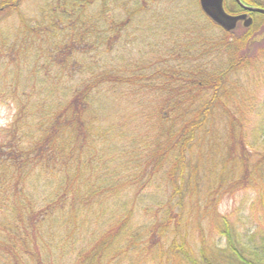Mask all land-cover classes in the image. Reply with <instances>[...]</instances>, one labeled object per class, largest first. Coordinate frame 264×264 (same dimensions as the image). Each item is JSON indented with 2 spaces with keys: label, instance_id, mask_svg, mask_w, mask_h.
<instances>
[{
  "label": "trees",
  "instance_id": "trees-1",
  "mask_svg": "<svg viewBox=\"0 0 264 264\" xmlns=\"http://www.w3.org/2000/svg\"><path fill=\"white\" fill-rule=\"evenodd\" d=\"M24 1L0 0V101L16 108L0 141V264H44L46 237L56 249L97 226L74 264H264V151L242 141L226 85L246 31L175 7L148 17L156 0H43L30 16ZM247 189L262 210L251 233L218 211Z\"/></svg>",
  "mask_w": 264,
  "mask_h": 264
},
{
  "label": "rangeland",
  "instance_id": "rangeland-1",
  "mask_svg": "<svg viewBox=\"0 0 264 264\" xmlns=\"http://www.w3.org/2000/svg\"><path fill=\"white\" fill-rule=\"evenodd\" d=\"M43 0H25L22 3V7L26 11L27 15H33L36 10L37 3ZM47 0H44V2ZM150 4L152 1L149 0ZM228 6L232 5L231 0H225ZM43 2V3H44ZM175 7L179 11H182L184 17L195 15L196 19L199 18L201 21V10L199 7L198 0H156L151 11L147 12L146 15H153L154 13H160V9L168 10L169 15L177 16L178 14L172 13V8ZM167 15V14H166ZM167 15L168 17H170ZM252 35L254 36L251 41L247 44V56L245 57L246 62H241L235 67V72L229 75L226 78V85L230 91L231 101L229 106L233 109L236 118L243 120V135L242 141H246L253 145L250 147L252 151H264V17L258 15L254 20ZM240 30L244 29L241 27V24H238L237 31L235 35H242ZM211 34L217 35V29L212 30ZM240 33V34H239ZM146 36H151L146 34ZM147 43H131L128 47V50L124 51L125 53L129 50L133 52L147 50H153V47H148L149 42ZM148 45V46H147ZM163 48L158 47L154 48V51H161ZM131 56V55H130ZM221 62V61H220ZM247 66H246V65ZM230 63L228 67H230ZM232 101H237V106ZM16 111L15 104L10 100L0 101V141H2L5 129L7 125L13 119L14 113ZM241 139V138H240ZM245 142V141H244ZM250 145V146H251ZM256 157V155H255ZM253 159V158H252ZM264 159V158H263ZM149 191V190H148ZM257 192L254 189L247 190H238L231 195L225 196L218 205V211L221 214L228 215L230 220L234 224L238 223L243 229H247L248 233H251L253 229L262 224L261 221V208L255 204ZM254 203V205H253ZM96 233L89 235L87 237L77 236L75 239L65 238L59 243V247L54 249L48 247V243L55 244L46 237L45 241L47 242L45 252L49 254L48 250H53L51 258L45 257L44 264H74L75 254L82 245L89 241H97L99 238L100 226L95 227ZM206 233H209L208 229L205 230ZM81 232H84L81 230ZM191 234V232L189 233ZM198 238L200 232L192 233V243H195L196 236ZM211 240H214L216 245L222 246L224 244V238L217 232L209 233ZM223 247V246H222ZM122 264H142L139 261L130 263L127 259L121 261ZM76 264V262H75Z\"/></svg>",
  "mask_w": 264,
  "mask_h": 264
},
{
  "label": "water",
  "instance_id": "water-1",
  "mask_svg": "<svg viewBox=\"0 0 264 264\" xmlns=\"http://www.w3.org/2000/svg\"><path fill=\"white\" fill-rule=\"evenodd\" d=\"M222 1L223 0H199V5L203 13L216 24L225 30H231L235 27L238 19L242 18L243 15H230L226 13L223 9ZM243 7L251 11L264 13L263 8L249 7L245 5H243ZM248 22L249 21L245 22V25H247Z\"/></svg>",
  "mask_w": 264,
  "mask_h": 264
},
{
  "label": "flooded vegetation",
  "instance_id": "flooded-vegetation-1",
  "mask_svg": "<svg viewBox=\"0 0 264 264\" xmlns=\"http://www.w3.org/2000/svg\"><path fill=\"white\" fill-rule=\"evenodd\" d=\"M239 2H241V4ZM239 2L235 1L236 3L235 12H231V11H228V12L232 15H243L242 18L238 19L236 25L238 26V24H241V27L244 29V31L240 30V33H244L246 31L245 32L246 35L250 36V38L253 39L254 37L252 35V30H253V25H254L253 22L258 15L264 17V13L248 10L245 7H243V5L264 9V0H239ZM247 21L249 22L247 25H245V22Z\"/></svg>",
  "mask_w": 264,
  "mask_h": 264
}]
</instances>
